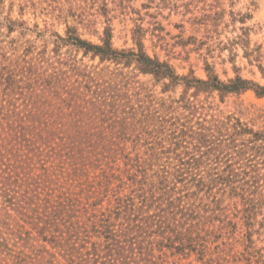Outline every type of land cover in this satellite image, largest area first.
Returning a JSON list of instances; mask_svg holds the SVG:
<instances>
[{
  "label": "rangeland",
  "instance_id": "1",
  "mask_svg": "<svg viewBox=\"0 0 264 264\" xmlns=\"http://www.w3.org/2000/svg\"><path fill=\"white\" fill-rule=\"evenodd\" d=\"M106 28L114 49L137 51L139 38L144 51L178 77L206 81L209 67L221 82L238 75L264 86V0H0V103L20 109L21 90L30 96L33 111L22 133L36 139L34 130L45 139L35 142L36 157L9 159L29 182L43 172L38 160H50L54 147L59 155L45 167L58 188L48 186L67 199H58L65 200L59 209L64 221L46 227L54 245L23 222V207L10 211L9 228L22 233L11 241L13 254L28 258L48 250L54 264H85L94 247L104 256L93 216L111 215L118 230L116 200L132 196L131 179L146 171L147 178L171 179L174 191L162 201L175 207L161 224L147 220V233L135 244L110 246L105 259L264 264V96L252 90L221 98L194 94L182 81L170 85L139 73L134 63L101 62L74 43L78 37L101 45ZM6 85L8 102L1 101ZM70 94L74 100L66 106ZM51 126L62 142L48 143ZM0 163L7 171L8 160ZM179 177L185 186L172 184ZM84 222L86 237L78 229ZM72 244L75 250L67 251Z\"/></svg>",
  "mask_w": 264,
  "mask_h": 264
},
{
  "label": "trees",
  "instance_id": "2",
  "mask_svg": "<svg viewBox=\"0 0 264 264\" xmlns=\"http://www.w3.org/2000/svg\"><path fill=\"white\" fill-rule=\"evenodd\" d=\"M134 41L137 45V51L134 49L120 51L114 49L111 43V34L107 28L103 32L101 45H93L78 37L74 39V43L79 46V48L83 49L85 55L91 54L93 58L98 57L101 62L111 61L116 64H124L125 66L134 63L139 73L152 75L158 82L168 79L170 85H177L179 81H182L185 84L186 90L190 88L195 89L194 94L201 92H217L221 98L228 94H239L252 90L257 96H264V86L244 80L238 75L234 79L228 80L226 83L221 82L209 67L206 69L208 73L206 81L199 80L195 77H191L190 79L188 77H178L166 63L159 62L157 58H151L144 51L139 38H134ZM41 82L43 83L42 87L49 85L47 81L41 80ZM2 92L5 100L1 101L8 102L7 98L10 97L11 94L10 87L6 85ZM19 95L20 97L18 100L20 99L22 103L19 105L20 109L15 107L12 110L3 103H0V162L1 160H8L7 171L1 168L2 164L0 163V203L4 206L2 207L0 204V264H54L53 258H51L53 256L49 255L48 250L32 253L33 257H28V260L27 256L20 251L14 255L13 249L11 248V246H16L15 243H11V241L15 242L14 238H21L22 233L9 228L8 221H10L12 217L10 211L15 212L18 208L23 207L21 212L23 222L28 223L33 232L44 242L54 245V240L48 239L47 236L48 231L51 230L46 229V227L52 226L51 223L64 221L59 217V209L64 205L65 200H67L64 198V194L60 193L61 195H57L56 192L53 191L54 188L50 189L48 186L49 183H54V186L58 188L57 179L51 181L46 172L49 171V167H45V164L48 162L54 164L56 156L59 155L54 147L50 148V154L48 155L50 160H38L43 172L37 177L35 176L29 179V182H24L29 177L25 178L18 172L19 169H22L21 165L16 164L14 167L9 159V156L12 155H21L25 159H32L30 155L33 154V157H36V153L39 151L38 146H35V142L37 143L38 140L45 141L42 134H37L34 130L33 135L36 134V139H34V136L28 139L25 137V133H22V130L24 131V125L22 123L28 122V114L33 111V102H30V96L28 99L25 98L26 94L22 92V90ZM73 100L74 97L70 94V98L63 102L66 103V106H69ZM56 129V127L52 126L50 128L48 134V137L51 139L48 142L50 145L54 143V138H58L61 142L64 140V137L60 138L57 136L59 134L56 133ZM6 154H8V156H6ZM68 154L69 153H66L64 156L68 157ZM52 166L55 167L56 165H51V167ZM15 170L18 173H15ZM154 177L155 178H147L146 171L138 172V175L131 179L130 187H132V196L125 200H116L117 206L112 214L114 215V220L119 221L118 230H115V224L109 221L111 215H103V219L96 217V215L93 216L95 220L93 219V221H91V229L95 230V233H98L102 238V240L98 242V248L102 253L103 248H105L107 252L104 256L101 253L99 254L98 250L94 247L96 245L92 244L94 248L93 250H91V248L88 250V253H90L87 255L88 257L82 261L83 263L123 264L119 263V258H112L110 260L105 259L107 255H110V246L123 248L121 244L127 241L131 245L135 244L137 238L141 236L143 231L144 234L147 233L145 230L148 228L147 220L149 219L155 220L157 224L162 223L160 218L168 214L170 208L175 207L170 200L167 202V206L164 207L165 205L162 201L165 195L170 194L171 189L169 187L171 186H169V183H171V179H169L166 174L164 176L154 174ZM175 183H181L183 186L186 185V182L180 177L172 182L174 186L176 185ZM61 197L65 200H58ZM136 199L137 203L135 201ZM37 208H39L41 212ZM150 210L154 211L153 215L139 218L142 213H146ZM248 211L249 209L247 208L244 213ZM137 213H139V216L134 217ZM250 217V212L243 216L247 224ZM87 218V221H89L92 217ZM39 223H43L44 227L39 226ZM87 227L88 224L86 222L78 226V229L81 230L80 233L83 234L82 236L84 237H86L85 231H88L86 230ZM29 235H32V233H27V237ZM119 237L124 238V241L117 239ZM82 238L78 240H82ZM22 241H24V238ZM23 245H25V243ZM74 248L75 245L72 244L68 246L67 251L75 250ZM77 250H79V248L76 249V251ZM7 253L10 254V256H7ZM66 263L76 264L74 262ZM57 264L63 263L58 262Z\"/></svg>",
  "mask_w": 264,
  "mask_h": 264
}]
</instances>
